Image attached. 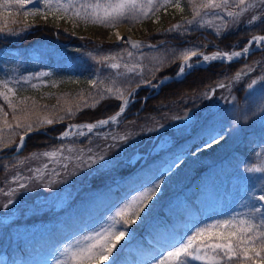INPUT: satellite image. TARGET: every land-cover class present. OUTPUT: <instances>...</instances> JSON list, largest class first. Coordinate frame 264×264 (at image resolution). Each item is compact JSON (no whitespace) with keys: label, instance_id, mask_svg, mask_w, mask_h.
Instances as JSON below:
<instances>
[{"label":"rangeland","instance_id":"374dc122","mask_svg":"<svg viewBox=\"0 0 264 264\" xmlns=\"http://www.w3.org/2000/svg\"><path fill=\"white\" fill-rule=\"evenodd\" d=\"M181 3L184 7L183 12L175 8H169L165 13L162 9L157 13L158 21L157 17L153 16L151 19L131 27L130 34L134 35L137 41L156 45L154 48L145 47L139 50L144 54L146 65L158 58L168 57L165 66L155 72L154 77L146 73V77L152 79L153 83L168 76H176L182 61L173 60L172 57L179 55L184 50L192 49L195 46L204 54H211L217 50L241 51L252 35H264V24L259 21L253 24L247 23L252 14H259L256 10H250L241 18L238 25L235 27L230 26L227 30L222 31L219 37L215 34L214 29L206 26L200 27V23L203 21L188 25L187 32H168L166 30L171 28L172 25L180 24L192 18L191 6L187 3V0H181ZM209 18L204 17L205 20ZM16 19L17 23L8 24V27L14 29V31L10 34L0 33V40H5L7 43H16L22 37H34L30 39L34 42L33 46L41 50L45 49L50 54L53 53L61 61L66 59L69 62H74L76 57L80 62H84L85 59L97 57L98 54L108 51L116 52L120 51L121 48L129 47L128 45L118 44L114 34L119 29L129 28L127 24L121 25L118 29H106L100 26H85L83 24L74 27L72 23L55 21L51 17L47 22L39 17H29L25 20L22 15L16 17ZM25 24L32 25V27L24 30ZM246 30L250 32L248 33ZM123 36L127 37V33ZM234 36H236V41L232 42ZM81 37H84V39H81ZM10 45L12 44H6L8 47ZM76 49L81 51L77 52ZM10 50H5L7 55H10ZM132 51L137 52V50ZM6 54H1L0 51V64L3 68L0 80L8 81L9 87L16 89L12 99L17 104L18 109L21 107L19 104L21 100L25 99L29 107L33 105L35 100L25 91L21 95L22 90L39 89L41 90L40 96L46 94L49 102L40 103V108L35 109L33 119L36 115L41 117L46 115L65 117L62 121L45 125L35 133L52 134V136L61 135L68 125L81 123V121L73 120L72 116L66 117L64 110L68 107H71L77 114L83 110L96 109L99 106L98 111H102L110 104L109 100L123 103L119 99L108 97L100 100L94 107L85 108V102L88 104L94 103L91 97L96 94V88L86 92L84 100L81 98L79 100L78 97L74 99L70 97L69 93L72 91H70L69 86L60 87L61 83L67 79L66 77L59 76L55 71L46 68L32 72H22L23 68L21 66L24 62L19 65L16 61L13 64ZM31 54L39 57L34 50ZM25 56L22 54L24 61ZM41 56V62H46L45 51L41 53ZM196 59L193 58L192 62L194 63ZM256 62L264 63V48L258 50L255 46H252L249 54L244 57L234 59L231 62L215 61L194 67L180 80H171L164 83L158 91L141 86V88L135 90L134 96L129 98V104L123 115L118 118L117 123L109 124L88 133L82 144H75L78 135H74L68 138L67 141L60 142L61 145H57V147L48 145L43 149L28 152L31 157L34 153L53 151L65 146L63 154L72 157L66 170L43 156L38 159H28L26 164L20 163V157L16 155L21 154L25 147L18 154H15L13 165L8 167L9 172L0 177V237L5 245H17L19 242L38 238L58 223L61 217L76 215L85 208H95L97 209L95 212H98L105 204H110L111 198L109 197L112 196L113 192L108 191L105 195L104 190L107 187L101 184L108 183L112 185L122 181V178L127 174H123L122 177L116 175L122 170V167H126V169L129 167L131 169H143L144 166L149 165V169L158 168V173L153 181L136 189L133 193L123 196L119 202L114 203L106 211L104 210L105 213L103 212L101 217L99 216L82 226L80 230L73 233L61 244L30 256L17 255L14 259L0 254V264H55L56 260L63 259L60 253L68 243L101 224L110 223V217L114 215L119 206L138 194L139 191L151 187L153 183H159L160 190L153 201L149 202V206L145 210L147 214L142 213L137 223L129 226L131 235L121 242L124 246L120 248L118 258L122 252L129 251L130 248L135 249L134 244L140 238L155 245L159 250L158 253L155 252V255L158 254L159 256L165 249L170 250L169 244L178 238L174 236L175 238L170 240L169 229L174 226L169 224L170 220L162 219L161 214H168L173 219L177 218L178 203L180 204L183 198H179L176 202V195L194 178H197V175L201 174L205 180L215 178L216 174L209 172L212 165H217V163L223 161L235 151L238 144L246 136L252 135L254 138H252L253 143L249 148V156H239L240 159L238 158L235 167L220 179L217 189L213 190L210 196L209 193L205 195L206 200H213L208 206H216V214L209 220L205 218V215H202L201 218L211 222L216 218L226 217L233 211L247 212L252 203L251 196L254 194L259 195L261 188H264V173H248L245 171L247 167L253 165L264 167V87L257 86L252 90L246 87L250 79L264 77V68ZM246 64L255 65V70L240 81H234L235 74L244 68ZM213 69L216 70L214 80L202 90H195L193 94L186 93L179 99H173L171 103H162L155 108L159 109L155 114L148 112L145 113L147 115L145 117L142 113L147 108L148 97L160 95L165 85L174 81L181 82L184 78L192 77L198 71ZM119 71L123 72V69ZM171 71H174L175 74H170ZM40 73H47L48 75L33 79V77L39 76ZM99 78L104 80L103 86H111L113 80H115V86L124 87L120 83L123 77L117 76V70H102ZM220 83L227 86L219 88ZM33 84L36 85L35 88L32 87ZM132 88H135V84L132 85ZM213 89H215L214 94ZM0 90L3 89L0 88ZM65 97L68 105H66V102H59L55 105L56 101H59V99L63 101ZM69 98H72L74 102L79 101L74 105L68 102ZM0 105L9 113L6 118L8 123L15 127L12 110L8 108L2 97H0ZM77 105L81 106V110L78 112L76 111ZM109 116L98 118V120L106 119ZM127 119L130 120L123 124V121ZM49 128L56 131L50 132ZM0 132H3L5 136L10 134L9 130L4 127L2 114H0ZM120 136H125L126 141H120ZM18 144L19 136H16L15 143L8 149H13ZM68 148L82 149L83 152L74 151L69 153ZM3 150H0V157L7 156L6 153L2 152ZM77 155L82 156V160L76 159ZM89 155L94 156L97 163L91 164L88 161ZM100 156H104V160H99ZM45 164L48 165L47 174L44 175L43 179L35 178V169L43 168ZM126 164L127 166H125ZM53 169L60 174L58 176L52 175ZM17 175L30 177V179L22 181L28 185L26 190L18 188V183L15 180ZM45 184H48V186L45 187ZM228 186L229 194L227 198L219 202L222 200V190ZM13 189H17V191L14 195L9 196L7 193ZM9 199L13 203L8 204ZM198 202L202 206L203 201L201 198L198 199ZM213 202H219V204L214 206ZM5 204H8V206L5 207ZM77 208H81V210L77 211ZM195 213L196 208L190 209L179 228L186 229L188 226L189 229L192 228L195 224L190 218ZM178 221H181L179 217L175 219L176 223ZM154 234L159 237L160 242L153 241ZM143 256L145 255L143 254ZM141 259L142 256L134 259V264H142ZM151 261L150 257V264ZM188 264H199V262L189 260Z\"/></svg>","mask_w":264,"mask_h":264},{"label":"snow or ice","instance_id":"6c2138e0","mask_svg":"<svg viewBox=\"0 0 264 264\" xmlns=\"http://www.w3.org/2000/svg\"><path fill=\"white\" fill-rule=\"evenodd\" d=\"M191 6L192 18L185 20L180 24H174L167 29L168 32H187L188 25L200 23V27L214 29L215 34L219 37L221 32L227 30L230 26L235 27L241 22V18L249 13L250 10H256L259 14H252L247 20L248 24L261 22L264 24V0H187ZM39 5V6H37ZM169 8L183 12L181 0H0V33L10 34L14 29L9 28V23H17L16 17L22 15L25 20L29 17H39L45 22L51 17L55 21H67L73 26L83 24L85 26H100L106 29H118L121 25L127 24L129 30L136 24L151 19L153 16L159 17L162 9L167 13ZM204 17H210L204 19ZM219 22V23H217ZM32 25L25 24L24 30ZM74 34V33H73ZM118 44L128 45L129 47L121 48L120 51H108L92 57L95 64V74L97 78L89 79V84L97 89V92L91 98L93 104L85 102L84 107H94L96 103L108 97L121 100L123 103L118 111L111 117L101 119L94 123L72 124L68 125L62 134L58 137L60 140L67 139L71 136H86L95 129L103 128L109 124L117 123L118 118L123 115L129 98L134 96L135 90L141 86L153 88L161 87L164 79L153 83L152 79L146 77L147 74L155 76V72L165 66L168 57H161L149 64L144 63V54L139 50L148 47L154 48L156 45L145 44L142 41L133 40L130 36L121 35L119 31L115 33ZM84 39V37H81ZM255 46L256 49L264 48V35H252L242 51L233 50L231 52L217 50L211 54H204L198 50V47L187 49L174 55L173 60H181L176 79L184 77L186 72H190L194 67L201 66L205 63L215 61L231 62L246 56L250 48ZM102 47V46H97ZM206 47V46H205ZM132 50H137L134 53ZM75 51L79 52L80 49ZM193 58H197L193 63ZM264 68V63L256 62ZM123 69V72L119 70ZM102 70H117V76L123 77L120 83L124 87L115 86L113 80L111 86H103L104 80L99 78ZM255 70V65L246 64L244 68L238 71L234 76V81H240L243 77L249 76ZM47 73H40L33 79H39L41 76H47ZM135 84V88L132 85ZM227 85L220 83L219 88ZM257 86L264 87V77L260 79H250L246 87L249 90ZM36 87L35 84L32 85ZM0 97L12 110V119L15 121V127L7 121L8 112L0 105V114L4 119V127L9 130V135L5 136L0 132V150L9 148L15 143V137L19 136V144L16 151H20L24 145L26 137L34 131H39L45 125H52L55 122L65 119L64 116H39L35 114V103L28 107L25 100L19 102L20 107L13 102L12 96L15 95L16 89L9 87V82L0 80ZM213 94L215 89L212 90ZM127 93V95H125ZM19 110L20 115H16ZM81 106H76V111H80ZM67 117L74 116L76 113L71 107L64 110ZM87 129V132L84 131ZM222 138V137H221ZM125 136H120V141H126ZM218 142V141H217ZM65 146L57 150L34 153L30 159H38L40 156L46 157L65 170L69 167L72 160L71 155L65 156L63 153ZM67 151L82 153V149L68 148ZM76 159L82 160V156L77 155ZM99 160H104L100 156ZM88 161L91 164L97 163L94 156L89 155ZM24 163V161H21ZM48 165L43 168L35 169V178L43 179L47 174ZM248 173H264V167L253 165L245 169ZM52 175L58 176L60 173L55 169ZM30 179L17 175L15 177L18 188L26 190L28 185L22 181ZM54 182V181H50ZM45 187L48 184L44 185ZM160 190L159 183H153L151 187L138 192V194L126 200L117 208L114 215L110 217V223L101 224L90 232L76 237L68 243L60 255L63 259H58L55 264H117L118 253L124 245L121 243L131 235L129 226L137 223L141 214L145 211L149 202L157 196ZM17 189L7 193L9 196L15 194ZM252 203L247 212L233 211L226 217L216 218L211 222L202 225H194L187 232L182 234L179 239L169 244V249H165L159 256L152 258L151 264H188V261H196L199 264H264V188H261L259 195L251 196ZM13 203L11 199L8 204ZM8 204L4 206L7 207ZM119 246V247H118Z\"/></svg>","mask_w":264,"mask_h":264},{"label":"trees","instance_id":"16d2710c","mask_svg":"<svg viewBox=\"0 0 264 264\" xmlns=\"http://www.w3.org/2000/svg\"><path fill=\"white\" fill-rule=\"evenodd\" d=\"M254 30V29H253ZM248 33L250 31L246 30ZM250 35V34H249ZM236 36L231 40L236 41ZM34 37H22V39L17 40L16 43H7L5 40H0V51L1 54L5 53V50H10V55H7L15 64L16 61H18V64L21 65L22 62V72H32L34 70L46 68L50 69L52 71H55L56 74L59 76L66 77L67 79L61 83L60 87L63 86H69L70 88V97H73L76 99V97L84 100L86 98V92H89L90 89H93V87L89 84V79L97 78V74H95V64L92 58L85 59L84 62H80L75 57L74 62H69L65 59V61H61L56 55L53 53L50 54L45 49H38L36 46H33L34 42L33 40H30ZM29 42V44H28ZM6 44H12L9 47L6 46ZM37 52L38 56H35L34 54H31L32 51ZM45 51L46 62L42 63L40 59H42L41 53ZM22 54L26 58L25 61L23 60ZM29 55V56H28ZM58 58V59H56ZM3 68H1L0 64V75H2L1 71ZM216 70H202L198 71L195 74L192 75V77H187L181 80V82H171L170 84L165 85L162 90L161 94L158 96H150L147 99V108L142 112L148 113L153 112L155 114L159 111V109H155L156 107H159L162 103H171L173 99H179L183 95L187 94H193L195 90H202L205 88V86L210 85V83L214 80ZM170 73V72H169ZM170 74H175L174 71H171ZM66 89V90H69ZM30 94L31 97H34V103H35V109L40 108L42 102L48 101V98H46V94L43 96H40L41 90L39 89H25L20 92V94H24L25 92ZM76 92V93H75ZM189 92V93H188ZM80 93V94H77ZM25 100V99H24ZM72 100V98H69L68 102L73 103L74 105L79 101ZM26 101V100H25ZM64 103L67 104L66 97L63 99H59V101L55 102V105L57 103ZM81 102V101H80ZM110 104L107 108H103L102 111H98L100 106L96 109H91L87 111H82L77 113L76 115L72 116L71 118L75 121H81V122H88V121H96L98 118L109 116L110 114L116 113L121 106L120 102L109 100ZM41 103V104H40ZM27 106L28 103L26 102ZM23 107V105H21ZM29 107V106H28ZM56 108V107H55ZM17 115H20L19 110L16 113ZM147 115H145L146 117ZM67 117V116H66ZM126 118V116H124ZM123 118V119H125ZM131 118V117H130ZM128 120L123 121V124H125ZM122 124V125H123ZM50 130V128H49ZM55 132V129H51L50 132ZM57 134V133H55ZM84 138L86 137H76L77 142L75 144H82V141H84ZM252 138H254L252 135L246 136L240 144L236 147L235 151L228 155L227 158H225L223 161L217 163V165H212L211 171L216 174V177L210 180L207 178V180L204 179V176L197 175V178H194L189 184L186 185V187L181 190L176 195V202L179 198H183V201L179 204L178 203V211L176 214H178L177 218L179 217V220L177 223L175 222V219H173L172 216L166 215L164 213L161 214L162 219L164 220H170L169 224L173 225L174 227L169 229L170 237H179L187 232L189 230L188 228L181 229L180 224L182 223V220L187 217L190 209L196 208V213L192 215L191 221L194 222L195 225H202L203 223L208 222L209 218H212L214 214H216V205L219 204V202H222L227 198V195L229 194V186L222 190V196L221 201L219 202H213V205L215 207H209V203L213 200H206L205 195L209 193V196L211 195V192L217 189L218 182L221 178L225 177L227 173L235 167V163L240 159L239 156L243 157L249 156V148L251 144L253 143ZM67 141V140H66ZM27 144L25 146V149L22 151L21 154L16 155L20 157V163L21 161H24L22 164H26V161L30 159V156L28 152L35 151L36 149H43L46 146H54L57 147V145H61L60 142H63V140H56L52 134H41V133H35L34 135H30L27 138ZM14 152V149H7L4 150L3 153H6L7 156L0 158V177L5 176V173L9 172L8 167L13 165V157L12 155ZM12 158H11V157ZM239 158V159H238ZM127 166V164L125 165ZM23 167V166H22ZM149 165L144 166L142 168H127L122 167V170L118 172L117 177H122L123 174H127L125 177L122 178V181L114 183L112 185L108 183H102L101 185L106 186L107 188L104 190L105 195L108 193V191H113L110 204H105L104 207H102L98 212H95L97 209L95 208H88L85 210H82L81 212L76 213V215H71L61 217L59 222L53 225L49 230H47L44 234L40 235L38 238L29 239V241L25 242H19L17 245H5L3 242V239L0 237V254H4L6 257L14 259L17 257V255H24V256H30L31 254H35L37 252H41L44 250H48L53 246L61 244L63 241L68 239L70 236H72L73 233L77 232L82 228V226L88 224L93 219L97 217H101L103 215V212L105 213L106 209L110 208L114 203L119 202L120 199L123 196H127L131 193H133L136 189L143 187L145 184L151 182L154 180V177L158 173V168L154 167V169H149ZM14 168V166H12ZM149 170V171H148ZM209 170V169H208ZM115 175V177H116ZM210 180V181H209ZM208 182V183H206ZM110 185V186H107ZM102 192V191H101ZM219 193V194H221ZM218 196V195H217ZM203 197V198H202ZM201 198L203 201L202 206H200L198 199ZM202 207V208H200ZM82 208V206H81ZM81 208H77V211H80ZM105 210V211H104ZM202 215H205L206 219L204 220ZM190 217V216H189ZM177 229V230H176ZM154 242H160V239L158 236L152 237ZM135 245V249L130 248L129 251L122 252L120 257L117 260V264H134V259H136L139 256H142V264H150L149 260L151 259L159 250L155 247V245L146 242L145 239L140 238L137 240ZM133 245V246H134ZM140 253V254H138ZM143 254L146 256H143Z\"/></svg>","mask_w":264,"mask_h":264},{"label":"water","instance_id":"95a60500","mask_svg":"<svg viewBox=\"0 0 264 264\" xmlns=\"http://www.w3.org/2000/svg\"><path fill=\"white\" fill-rule=\"evenodd\" d=\"M241 51H242V50H241ZM187 73H188V72H186V74H187ZM168 77H170V76H168ZM170 78H172V79H169V80L165 81V83L168 82V81H171V80H177V79H176V76H171ZM162 79H164V78H162ZM162 79H160V80H162ZM180 79H181V78H180ZM180 79H179V80H180ZM144 87L149 88V89H155L156 91H158V90L160 89V87H159V88H153V87H148V86H144ZM140 88H141V87H140ZM127 106H128V105H127ZM113 115H114V114H113ZM113 115H111V116H113ZM111 116H109V117H111ZM100 120H101V119H100ZM98 121H99V120H98ZM96 122H97V121H96ZM88 123H94V122H88ZM79 124H86V123H77V125H79ZM35 132H36V131L32 132V133L29 134V135L35 134ZM85 132H87V129H86ZM29 135H28V136H29ZM28 136H27V137H28ZM59 136H60V135H57V136H56V139H57ZM27 137H26V138H27ZM25 144H26V139H25V142H24V145H23L22 149L25 147ZM22 149H21V150H22ZM21 150H20V151H21ZM20 151H16V150H15L14 153H15V154H18Z\"/></svg>","mask_w":264,"mask_h":264},{"label":"bare ground","instance_id":"6f19581e","mask_svg":"<svg viewBox=\"0 0 264 264\" xmlns=\"http://www.w3.org/2000/svg\"><path fill=\"white\" fill-rule=\"evenodd\" d=\"M118 31L121 33V35L127 33V36H129V34H130V30H129L128 27H126V28H122V29H119ZM246 46H247V45H246Z\"/></svg>","mask_w":264,"mask_h":264}]
</instances>
